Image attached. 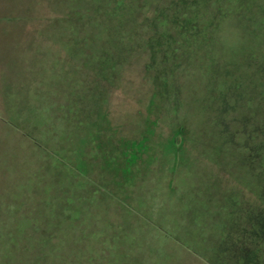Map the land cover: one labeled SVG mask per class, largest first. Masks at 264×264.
Instances as JSON below:
<instances>
[{
	"label": "rangeland",
	"instance_id": "rangeland-1",
	"mask_svg": "<svg viewBox=\"0 0 264 264\" xmlns=\"http://www.w3.org/2000/svg\"><path fill=\"white\" fill-rule=\"evenodd\" d=\"M258 19L0 0V264H264Z\"/></svg>",
	"mask_w": 264,
	"mask_h": 264
},
{
	"label": "trees",
	"instance_id": "trees-1",
	"mask_svg": "<svg viewBox=\"0 0 264 264\" xmlns=\"http://www.w3.org/2000/svg\"><path fill=\"white\" fill-rule=\"evenodd\" d=\"M234 1L235 0H218L219 9H221L223 14L225 12H227L232 7V5L234 4ZM256 27L258 30L256 38L257 39H263V42H264V21H263V19H258L256 21ZM6 236H3V238H2L5 240V242L8 239ZM10 237H11V235H10Z\"/></svg>",
	"mask_w": 264,
	"mask_h": 264
}]
</instances>
